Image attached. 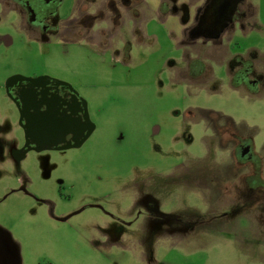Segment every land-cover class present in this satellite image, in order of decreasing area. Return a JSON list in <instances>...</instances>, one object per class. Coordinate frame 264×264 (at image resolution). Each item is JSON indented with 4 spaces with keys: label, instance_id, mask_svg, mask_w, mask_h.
I'll return each mask as SVG.
<instances>
[{
    "label": "rangeland",
    "instance_id": "1",
    "mask_svg": "<svg viewBox=\"0 0 264 264\" xmlns=\"http://www.w3.org/2000/svg\"><path fill=\"white\" fill-rule=\"evenodd\" d=\"M80 1L59 6L65 38ZM106 1L99 0L102 8ZM207 1L174 2L201 4L190 17L194 23ZM161 2L147 0L148 32L138 37L130 16L120 28L114 21L97 24L116 35L111 45L119 54L100 53L84 41L37 38L19 11L7 9L13 3L0 4V125L8 139L0 157V264H264V195L228 186V176H237L227 162L232 141L221 149L205 122L187 116L191 110L214 113L218 123L250 134L255 151L263 153L264 84L252 92L236 89L228 67L218 62L229 54L230 37L237 51L263 55L264 31L244 20L246 31L235 22L222 42L198 39L189 47L190 26L184 29L179 15L156 18ZM254 3L259 0L242 4L247 19L256 13ZM92 29L97 40L101 32ZM183 45L212 65L207 81L190 77ZM43 74L74 84L93 130L80 145L20 157L10 140L22 149L25 130L7 81ZM187 161L196 174L206 167L212 178L183 174Z\"/></svg>",
    "mask_w": 264,
    "mask_h": 264
},
{
    "label": "flooded vegetation",
    "instance_id": "2",
    "mask_svg": "<svg viewBox=\"0 0 264 264\" xmlns=\"http://www.w3.org/2000/svg\"><path fill=\"white\" fill-rule=\"evenodd\" d=\"M9 1L15 7L7 9L19 11L25 27L37 38L48 40L51 36H55L62 42L67 37H70V40L84 41L88 45L94 44L96 41L97 46L101 44L105 46L103 52L119 54L118 48L111 45V41L115 39L116 35L99 31L97 33L101 32V34L95 40L97 37L90 35L89 30L107 18L105 10L112 11L111 21H116L117 15H119V4L132 7L135 3H140L141 0H107L103 8L100 6L99 0H88L87 6L78 11L77 17L69 20L72 23L70 27L73 28V31H66L67 34L69 33L66 38L58 20V10L62 0ZM9 1H0V4L6 8L7 5H10ZM171 1L173 3L168 8L169 11L179 12L181 6L174 2L175 0ZM244 2L245 0H208L198 20L189 29V47L195 48L196 45L194 46V44L198 39L212 42V44L222 42L221 38L235 22L240 23L248 18L247 10L242 8ZM93 5L95 9L92 13H89L88 9ZM185 5L186 7L184 6V8L188 12L189 7L194 4L188 2ZM199 6L194 7V11L197 8L199 10ZM186 11L184 10V12ZM236 45L230 44L228 47L230 49L229 54L224 57L223 61L218 63H224L228 67L230 82L234 88L252 92L254 89H259V85L264 84V66L262 65L264 55H261L258 50L251 51V54L239 52L234 48ZM123 53L125 56H129L127 51ZM184 56L188 74L198 83L207 81L210 71L214 73L212 65L197 52H193L192 49L190 54L185 51ZM73 85L67 79L53 74H43L34 77L16 75L8 79L6 88L9 95L17 103L21 124L25 130V142L24 146L22 145V149H19L17 144H14L15 139L10 140L12 146L16 145L13 149L20 157H23L28 150L63 149L67 145L74 144V132L79 133L84 130L87 133L88 130L84 128L91 123L87 118L86 103L78 95ZM57 110L63 120L66 122L70 121L73 126L70 127V123H68L65 128L67 127V129L74 132L69 131L65 134L55 135L51 131L54 130L53 125L55 122L49 121L50 123L41 125L38 113L53 116L54 111ZM187 116L198 118L200 123L205 122L206 130L212 129L214 131L213 134L218 136L219 144H216L221 149L225 150L227 148L226 143L232 141L231 145L233 147L229 152L231 156L229 155L230 158L227 162L231 169H236L237 176L235 178L228 176V186L236 190L238 194L239 189H244L247 194L250 192L257 194L259 190L264 195V151L263 153L255 151L252 136L238 133L237 129L231 127L232 124L230 122H226V124L218 123L216 118L219 117L214 113L203 112L202 114H194L193 110H191L187 113ZM41 133H49V140L42 139ZM46 137L47 135H44V138ZM186 137L190 138L188 142L191 143L193 141L190 133H186ZM206 138H208L207 135L205 136ZM7 140L4 136L3 127L0 125V157L5 155V147L7 146L5 142H8ZM200 158L194 156L196 160ZM187 163L190 164V169H185ZM187 163L182 167L184 168L183 174L200 177L199 174L203 172L204 176L209 179L212 178V175L205 170L206 167H202V169L198 167L196 174L195 169L191 168L192 163L189 161ZM243 169H245L244 172ZM201 228L206 229V227L201 226L199 230ZM7 251L9 252L8 249Z\"/></svg>",
    "mask_w": 264,
    "mask_h": 264
},
{
    "label": "crops",
    "instance_id": "3",
    "mask_svg": "<svg viewBox=\"0 0 264 264\" xmlns=\"http://www.w3.org/2000/svg\"><path fill=\"white\" fill-rule=\"evenodd\" d=\"M83 1L84 0H81L80 1V4H79V10H81L82 9V7H84L83 6ZM199 1V0H198ZM172 2L173 3V1H171V0H167V1H165V0H162V2L160 3V7H159V9L157 10V11H154L156 14V18H158L159 20H160V22H162V21H164L165 19H167V16L168 15H170V14H175V15H179L180 16V18L182 19V22H183V24H185V26H184V29H185V27L188 25V26H192L194 23H195V21H194V23H193V20H190L191 18V15L193 14V10H194V7H196L198 4V2L196 3V6H190L189 7V10H188V12L186 11L187 9L186 8H184V6L186 7V5H185V3H187V2H185L184 4H181L180 6H181V8H180V11L179 12H171V11H169V7L172 5H170V3ZM255 4V3H254ZM201 5V4H200ZM124 7V9H125V11L127 12V13H125V11H122V8L121 7ZM257 9H256V13H255V15H254V17L253 16H251V19H246L245 21V24H248V26L249 25H252V27H249L250 29H252V30H256V31H260V30H263L264 31V0H259V3L258 4H255L254 5ZM149 5H148V3H147V0L146 1H143V0H141L140 1V3H135L134 4V6H132V7H129L128 5H121V4H119V15H117V20L116 21H114L113 22V25L114 26H119V28H120V25L122 24V20H123V16H130V18L131 19H134L135 20V27H136V29H135V31H133V35L135 36V37H138V36H140L139 34L143 31V30H147L146 28H145V21H146V13H147V11L149 10ZM191 8H192V13H191ZM182 9H183V11H182ZM184 10L186 11V12H184ZM110 11V10H109ZM89 13H91V12H89ZM182 13V14H181ZM111 15H113V12L112 11H110V15L108 14L107 15V18H105L104 19V22H111ZM194 16V15H193ZM192 19H193V17H192ZM113 21V20H112ZM118 23H119V25H118ZM241 23V22H240ZM240 23H238L239 24V27H237L236 29H241V31H246V30H248L247 28L246 29H244L243 27H240ZM242 24V23H241ZM101 25H102V23H101ZM102 28L103 27H99V25H97V26H94L93 27V29L92 30H95V32L97 31V32H99L100 30H102ZM104 29V28H103ZM106 30V29H105ZM68 31H71V30H68ZM73 31V30H72ZM91 31V30H90ZM108 31H110V30H108ZM147 32H148V30H147ZM235 34H236V31H234V33H233V36H235ZM69 36V35H68ZM179 37V36H178ZM182 37V35H180V37L178 38L179 40H180V38ZM234 38V37H233ZM177 39V40H178ZM179 40H178V43H179ZM64 41H66V42H70V43H73V41H74V39H71L70 40V37H67L66 38V40H64ZM230 42H231V44H232V37L229 39V43L228 44H230ZM90 45H93V47L98 51V52H100V53H102L103 51H101V48L100 47H105L104 45H99V46H97V44H96V41H95V43L94 44H90ZM232 45H235V44H232ZM180 47H182L185 51H186V48H184L185 46L183 45V46H180ZM254 49V48H253ZM259 49V48H258ZM125 51V50H124ZM106 53H108V52H106ZM124 54V53H123ZM130 54V53H129ZM263 55H264V53H263ZM125 56V55H124ZM173 64V63H172ZM172 69H173V71H172V73H174V75L176 74V73H178V71H177V67L173 64V66H172Z\"/></svg>",
    "mask_w": 264,
    "mask_h": 264
},
{
    "label": "water",
    "instance_id": "4",
    "mask_svg": "<svg viewBox=\"0 0 264 264\" xmlns=\"http://www.w3.org/2000/svg\"><path fill=\"white\" fill-rule=\"evenodd\" d=\"M38 117L41 120V125L46 124L49 121L52 122V123L55 122V124L53 125L54 126V130H51L52 132H54L55 135L65 134L66 132L71 131V130L67 129V127L65 128V125L68 124V123H70V127H71L72 126L71 122L70 121L66 122L65 120H63V118L61 117V115L58 112V110L54 111V115L53 116H51L50 114L38 113ZM61 122H63V123H61ZM84 129L88 130L87 133H85L84 130H81L79 133H76V132H74L72 130L75 133V137H74V140H73L74 144H77V145L82 144L86 140L88 135L91 133V131L93 130V125L92 124L87 125ZM44 135H47V137L44 138ZM48 135H49V133L48 134L41 133V138L45 139V140H49L48 138L50 136H48Z\"/></svg>",
    "mask_w": 264,
    "mask_h": 264
}]
</instances>
